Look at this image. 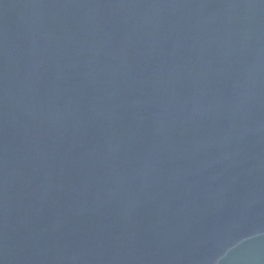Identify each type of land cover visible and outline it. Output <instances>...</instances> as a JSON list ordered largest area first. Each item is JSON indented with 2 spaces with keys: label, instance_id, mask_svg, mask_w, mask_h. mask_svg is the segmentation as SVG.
Instances as JSON below:
<instances>
[{
  "label": "water",
  "instance_id": "1",
  "mask_svg": "<svg viewBox=\"0 0 264 264\" xmlns=\"http://www.w3.org/2000/svg\"><path fill=\"white\" fill-rule=\"evenodd\" d=\"M0 264H264V0H0Z\"/></svg>",
  "mask_w": 264,
  "mask_h": 264
}]
</instances>
